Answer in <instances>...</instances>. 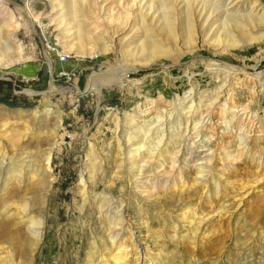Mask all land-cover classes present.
Segmentation results:
<instances>
[{
	"label": "rangeland",
	"instance_id": "374dc122",
	"mask_svg": "<svg viewBox=\"0 0 264 264\" xmlns=\"http://www.w3.org/2000/svg\"><path fill=\"white\" fill-rule=\"evenodd\" d=\"M161 1L0 0V264H264V0Z\"/></svg>",
	"mask_w": 264,
	"mask_h": 264
},
{
	"label": "bare ground",
	"instance_id": "6f19581e",
	"mask_svg": "<svg viewBox=\"0 0 264 264\" xmlns=\"http://www.w3.org/2000/svg\"><path fill=\"white\" fill-rule=\"evenodd\" d=\"M166 1L167 0H162L161 2H159V3H157L156 4V6L154 5H152L151 4V6H150V10L151 9H154V11L155 12H157V13H159V12H161L160 10L162 9V5H164L165 3H166ZM153 3H154V1H152ZM197 5H199V4H197ZM208 6H210L207 2H201V4H200V6H198L199 8H197V10H199L200 11V9H202V8H207ZM217 8L218 7V4H215V3H213L212 5H211V7L210 8ZM210 8H208L209 10H210ZM213 11V10H212ZM227 13V12H226ZM212 15V14H211ZM251 19V18H250Z\"/></svg>",
	"mask_w": 264,
	"mask_h": 264
}]
</instances>
